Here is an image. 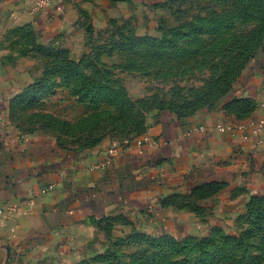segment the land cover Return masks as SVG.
<instances>
[{"label": "rangeland", "instance_id": "rangeland-1", "mask_svg": "<svg viewBox=\"0 0 264 264\" xmlns=\"http://www.w3.org/2000/svg\"><path fill=\"white\" fill-rule=\"evenodd\" d=\"M62 3L48 41L14 47L9 84L22 89L7 95L6 130L48 139L73 163L133 151L177 118L264 116L248 92L264 79V0ZM254 180L223 218L204 211L169 231L121 209L42 264H264V168Z\"/></svg>", "mask_w": 264, "mask_h": 264}, {"label": "crops", "instance_id": "crops-1", "mask_svg": "<svg viewBox=\"0 0 264 264\" xmlns=\"http://www.w3.org/2000/svg\"><path fill=\"white\" fill-rule=\"evenodd\" d=\"M62 4L37 12L36 0H0V113L7 95L22 89L9 84L14 47L48 41L49 18ZM261 77L248 92L263 115ZM228 122L218 115L177 118L104 168L101 154L71 163L48 139L19 137L0 124V264L49 262L85 240L91 221L121 209L154 215L169 231L198 222L204 211L234 213L240 190L256 188L247 179L264 168V133L248 141L220 133L217 125ZM197 127L206 132H193Z\"/></svg>", "mask_w": 264, "mask_h": 264}, {"label": "built area", "instance_id": "built-area-1", "mask_svg": "<svg viewBox=\"0 0 264 264\" xmlns=\"http://www.w3.org/2000/svg\"><path fill=\"white\" fill-rule=\"evenodd\" d=\"M56 2H58V0H36L35 10L37 12H43L51 8V6ZM216 128L222 134L240 135L244 141H248L251 137L260 136L264 133V116L258 119H251L246 122H228L225 124H219ZM193 132L205 133L206 128L197 127L196 129H193ZM118 155L107 160L104 159L103 163H101V167H111ZM2 212V209H0V213Z\"/></svg>", "mask_w": 264, "mask_h": 264}]
</instances>
